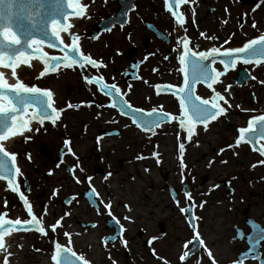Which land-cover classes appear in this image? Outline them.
I'll return each instance as SVG.
<instances>
[{"label":"flooded vegetation","instance_id":"flooded-vegetation-1","mask_svg":"<svg viewBox=\"0 0 264 264\" xmlns=\"http://www.w3.org/2000/svg\"><path fill=\"white\" fill-rule=\"evenodd\" d=\"M95 1L86 3L87 7L94 5ZM221 2L188 0L179 5L176 10L183 15L185 21L183 28L179 29L175 18L165 9L164 0H133V9L125 16L117 12L120 5L128 6L130 0H117L118 9L113 14L107 11L100 15L92 10L86 14L84 10V15L77 18L80 23L76 30H84L77 34V46L83 54L102 61L106 67L93 69L89 66L81 69L76 65L69 68L61 64L56 72H49L44 77L38 76L39 81L45 83L38 87L50 90L53 93L54 107L63 109L60 119L55 125L45 120L43 126L32 121V127L39 131L29 133L30 139L17 136L8 140L11 143L8 147L10 153L16 154L19 175L64 172L59 175V180L65 182V186L60 187L64 193L56 188L53 198L61 196L57 210L67 212L68 215L57 219L61 224L54 233L63 234L71 240L93 233L96 243L84 245L85 249L91 250L97 244L99 251H114L117 258L122 253L127 258L124 260L127 264H261L264 261V156L257 152L196 158L194 163L197 170L184 175L185 179L177 185L173 169L160 173L155 167L158 162H155L156 157L152 153L156 152V145L153 144L155 147L153 146L149 157L140 155V150L135 151L133 145L134 132H141L143 135L148 132L134 123V115L137 120L139 118L135 110L146 113L155 109L157 112L168 113L157 106L170 98L179 100V97L169 91H159L169 85L179 88L184 84L185 76L180 71L182 66L178 60L179 52L183 49L177 44V37H187L193 51H207L216 43H221V50L229 48L225 40L221 42V32H215L216 35L212 36L204 28L209 15L206 7L213 13L218 10ZM169 4L174 6L173 0H169ZM222 14L220 6V15ZM114 27L118 28V33L126 34L124 48H116L119 40L114 39L118 38L113 33ZM107 32L113 34L112 40L104 43L105 39L102 37ZM201 33L205 36L202 37ZM102 41L103 45L100 44ZM67 45L70 44L64 46ZM108 49L113 52L109 53ZM166 56L168 59H165ZM120 63L123 65L118 68ZM216 64L220 63L217 61L212 66L215 67ZM96 76H103V82L110 88L115 85L120 90L121 99L131 105L132 111L126 109L122 113L121 99H113V94L101 92L98 85L87 83L85 77ZM53 80L59 83L54 86L51 84ZM201 87L204 86L195 85L197 94ZM106 114L109 116L107 125L104 121ZM154 129L148 133L153 134ZM65 140L69 141L67 146L64 144ZM127 151L130 157L119 159L118 164L130 165L132 169L137 164V172L134 168L132 171L135 175L132 172L128 175L130 183L121 176V171L114 173L119 176L113 180V173L108 172L112 166V157H124ZM26 154L30 155V159ZM76 156L86 160L71 167L68 163ZM45 161L53 162L54 167H45ZM25 164L28 165L27 168ZM84 167L91 169L92 176L88 177V181L84 179L85 175H80V169ZM68 168H72L73 172L69 173ZM139 168L143 169L141 176H138ZM78 179H82L83 183L70 188L69 184ZM147 179H159L165 186L168 203L164 210L158 207L153 213L147 214L144 209L136 208L138 201H133L143 200L139 195L141 190L133 195L135 198L120 192L128 185L137 188L140 186L145 192L143 186ZM18 182L23 185V194L29 197L27 191L33 184L23 178ZM19 192L18 187V192L15 193L20 197ZM151 197L155 198L156 195ZM27 201L29 207L35 209L28 198ZM21 203L25 212L26 207L22 201ZM47 203V198L39 201L41 207ZM105 204L110 205L112 215L108 214L109 209L104 208ZM52 206L54 205L49 204L43 210L45 216L48 214V220L50 218L52 221L48 225L45 220V229L49 228L50 234L53 233L51 226L57 222L56 217H51L55 211ZM181 209L188 211L182 212ZM136 210L142 219L139 226L132 220L125 219L132 217ZM75 214L79 216L76 217ZM36 217L39 221L36 228L28 227L30 229L17 230V233H37L38 228H44L43 218L40 222L39 217ZM149 218L152 222L150 224ZM28 220L31 222V218ZM135 227L142 236L140 253L131 248L134 241L130 235ZM65 233L69 235L66 237ZM114 235L119 237L115 241L112 240ZM197 235L202 243L193 240ZM101 236L100 242L97 241ZM81 243L85 244L83 241ZM69 248L73 250L72 246ZM185 253H188L187 258L182 260Z\"/></svg>","mask_w":264,"mask_h":264},{"label":"snow or ice","instance_id":"snow-or-ice-1","mask_svg":"<svg viewBox=\"0 0 264 264\" xmlns=\"http://www.w3.org/2000/svg\"><path fill=\"white\" fill-rule=\"evenodd\" d=\"M57 4L61 0H56ZM188 0H173L174 6L169 4V0H164L165 9L169 11L172 16L175 18L176 24L183 28L185 23L183 15L180 14L176 9L181 4L187 3ZM68 7H75L74 15L82 16L84 15V6H74L71 0H67ZM227 11V9H226ZM66 20L67 17L65 16ZM72 27L71 24H65L63 30L68 32L71 38V44L64 46V42L61 40L59 35L60 26L57 24V21L53 19L51 21V35L55 38V42L49 41L47 46L52 49H60L63 52V56H51L49 57L47 53L39 52L37 49L39 58L43 61L44 67L43 70L39 73V77H44L49 72H56L57 68L64 64L65 67H72L76 65L81 69H86L91 66L93 69L103 68L106 65L102 61H97L93 59L90 55H85L80 51V48L77 46V41L79 37L72 34L69 29ZM201 36H205L204 33H201ZM207 39H215V37H206ZM28 48H31L32 44L40 45L43 42L40 40H32L31 42H24ZM225 43H228L225 40ZM21 44V40L16 36V34L10 28H3L0 30V66L2 67H12L13 68V77H16L15 67L17 61H22L27 64L29 57L25 55L23 48H17V45ZM177 44L182 46L183 51L179 52L178 60L180 65L181 72L186 73V68L184 67L191 61L192 73L190 76L185 75L184 84L179 88L169 85L167 88L159 89V91H169L172 95L180 98V109L181 115L179 117H172L165 112H157L155 109L142 112L141 110H135V114L139 115L141 118L144 116L154 117L152 120H145L141 123L139 120L133 117L134 123L137 124V127L143 128L146 131L151 132L153 128L158 127L164 121H171L173 119L178 120L180 129L184 130L187 133L185 140H191L194 135H196L195 124H203L205 130L210 121H214L217 117L223 115L226 112V109L218 103L223 101L224 104H228V100L224 95H221L214 88V85L220 82V77L225 74L229 68H234L238 61L249 62L251 59L257 57V54H260L261 57H264V48H258L257 45L264 44V36L259 39H252L244 43L241 47H229L221 50L220 47H212L207 51H193L189 47L190 41L187 37H177ZM7 56V60L5 57ZM147 59V57H145ZM165 59H168L166 56ZM207 61V63H205ZM219 62L224 67V71H217L212 65L216 62ZM155 71V69H154ZM87 83L96 84L99 86V90L106 94H113V99H121L120 90L116 88L115 85H112L111 88L107 83H104L103 76L96 77H85ZM196 83H203L207 86L208 89L212 90V96L209 99H202L200 96L195 95L194 86ZM264 83V82H262ZM231 85L225 87L224 92L228 93ZM29 106H34L32 108L31 114L28 118H25V112ZM71 107V105H69ZM102 107V106H99ZM230 107V105H229ZM132 111L131 105L127 101L121 99V112L125 110ZM63 109H57L54 107L53 93L50 90L41 89L38 86H26L18 78L15 80V83H8L4 78V74L0 73V141H8L10 137H22L25 140L30 139L28 135L32 131H39L38 128L34 129L32 127V121H36L41 126H43L44 121L48 120L53 125L56 124V121L60 119V114ZM10 121V123H9ZM259 124L260 135H264V116H254L247 122V127H241L238 129L239 137L236 139L235 144L238 146L241 141L247 140V142L252 143L254 138L251 136H246V134L253 129L255 125ZM187 125V126H186ZM64 144L67 146L69 144L68 140L64 141ZM255 146V145H253ZM228 148H231L232 145H228ZM180 149V164L181 168L185 167L183 163V154L185 150V144L181 142L179 144ZM225 149H220V152H223ZM69 151H71L69 149ZM261 156H264V149H259ZM28 155V154H26ZM157 152H153L152 156L156 157ZM30 159V155H28ZM143 158V157H138ZM11 162V168L14 169L15 174H20V169L16 165V154H10L6 150L5 145L0 143V179H4L5 176L8 178V188L13 192H18V189L14 183L16 175H9V163ZM159 163V160L157 161ZM211 163V162H210ZM59 166V165H58ZM78 167V165H77ZM147 171V169H145ZM69 173L73 172L72 168H68ZM49 174H52L51 171ZM107 178V177H105ZM90 179V178H89ZM56 195V190L53 191V196ZM188 195V193H186ZM20 200L24 203L27 214L31 217V222L25 221L21 224L20 221H16L15 225H12L11 222L0 221V250L6 251V247L3 242L4 228L15 226V227H24V228H36L39 221L37 217L33 214L31 208L29 207V202L23 195H20ZM191 200V197H188ZM68 200V198H66ZM178 202V201H177ZM125 207H127L125 205ZM191 207V204H189ZM105 209H109L108 214L112 215L110 211V205L105 204ZM182 212H187L188 209H181ZM65 215H68L66 212ZM113 219H115L113 217ZM125 219H130V217H125ZM61 224L60 220H57L56 224L51 226V230L55 232L56 228ZM94 226V225H93ZM195 227V224H193ZM42 234L45 233L44 228L37 229ZM69 234L65 233L67 237ZM118 236H113L112 240L115 241L118 239ZM193 240L197 243H202L200 237L194 236ZM124 243V241H121ZM151 243V241H149ZM71 253V256L68 255ZM63 256V264H88V261L83 257L77 256L75 252L71 251V248L62 247L60 243L54 242V252L51 256L52 261L55 264H60V256ZM188 253H185L181 257L182 260L187 258ZM4 264H7V257H5ZM261 264H264V261H261Z\"/></svg>","mask_w":264,"mask_h":264},{"label":"rangeland","instance_id":"rangeland-1","mask_svg":"<svg viewBox=\"0 0 264 264\" xmlns=\"http://www.w3.org/2000/svg\"><path fill=\"white\" fill-rule=\"evenodd\" d=\"M90 1L91 0H86V3L90 4ZM116 1L117 0H96L94 2V5H92L93 8L95 7L92 10V12H96L102 15L104 14V12L110 11V13L113 14V12L118 9ZM227 1L228 2L230 1L231 4L233 5V8L230 11V13L225 12V9H224L225 6H224V3L222 2L219 3L218 10L214 11L213 13L209 11V7H206V9L209 12V15H207L208 17L207 22H208V26L211 29L210 31H211L212 36L216 35L214 33L218 32V30L222 27V25L225 27L226 25L225 21L230 22V20H233L234 25L232 26L231 33H229L230 35H228L227 45L229 47L231 46L241 47L243 46L244 43L248 42L249 40H252V38H256L264 34V12H263L264 10H262L264 8V0H255L256 2L260 4L258 3L255 4L254 2L241 3L238 0H227ZM211 5H215V3H211ZM220 6L222 7V13H223L222 15H220ZM96 8L98 9V11L96 10ZM255 12H257L256 17L258 13H260L258 18H253V14ZM239 19H241V21H239ZM217 21H220V26L216 24ZM113 30H114L113 33H115L114 35H117L118 37V38L114 37V39L119 40L118 41L119 44L116 46V48H124V46L126 45V42L124 40H127V38L124 37L126 35L125 32L118 33V28L116 27H114ZM83 31L84 30H81V31L77 30L78 32L77 34L83 33ZM112 35L111 33L109 34V32L103 34L102 39L103 38L105 39L104 43L110 42L112 40L111 39ZM220 37H221V34H219V38ZM102 43L103 41L100 42V44ZM102 49L103 48H101V50ZM108 50H109V53L113 52V50L111 49H108ZM238 63L240 65L238 70L246 69L250 77L244 80V82L238 83L237 76H236L238 70L232 76L228 73H225L222 76V79H220V82L215 84L214 87H215V90H217V92H219L221 95H224L227 100H230L229 95L231 96V98L232 97L234 98V96H232L234 90L236 91L238 89H241L242 90L240 94L241 99H239L238 106L236 107V109L229 110V112H227L228 115L224 114V116L221 115L222 117H218L216 120H214L213 122L214 124L210 129L204 130L203 133H201L198 136V138L196 137L191 141V144L194 143L195 145L200 146L202 150L200 152H195L196 154L192 156V158L194 159H190V157L183 158V163L185 167L182 169L181 164H180V157H179L180 155L179 144L181 142H183L184 144H187L189 142V140L184 139L187 133L186 134L182 133L180 135H175L174 137H171L170 139L166 140L168 141L167 143L170 144L169 153H168V158L170 159V164H169L170 166L166 167L165 162H164L163 153L161 157L156 156L155 162L159 160V163H157L156 164L157 166L155 167L158 168V171H160V173L173 169L175 172L174 182L177 185H180L181 181L184 178V175H188L191 171L197 170L196 163H194V160L196 158L220 156V149H225L227 145L226 143L229 142L231 138H234V140H236L239 137L240 135L238 132L239 128L241 127L246 128L248 120L251 119L252 117L264 115V99L255 101L252 97V94L259 93L258 91L260 89L261 91H264V85H263L264 83H262L264 82V62L256 61V62H253L252 64H242L241 62L238 61ZM122 65L123 64L120 63L118 65V68H120ZM260 67L261 69H263V71L257 70V68H260ZM42 70H43V66L42 67L40 66L31 67L29 70H26V71L22 70L20 74L22 75L23 78H25V80L21 82L24 83L26 86H33V85H36V86L43 85L44 86L45 83L40 82L38 79L39 73ZM228 85H231V87L229 88L228 93H225L224 89ZM198 89L202 97L206 99H209L211 97V92L208 89L202 88V87ZM222 104H223V101H220V105ZM228 104H229V101H228ZM157 108L167 111L169 114L179 113V112L181 113L179 103L176 100H173L172 98L168 99L167 101H163L162 105L157 106ZM168 126L170 130H167V129L160 130V135H164V137H169L170 135L174 134V129L178 128V124L174 120H171L170 122H168ZM133 134H135L134 135L135 141L133 142L135 151L140 150V155L149 157L153 146L156 145V136L154 134H150V136L147 134L141 135V134H138L137 132H134ZM180 139L182 141L178 143ZM206 139L209 140L210 142H207ZM240 144H247V147L245 146V148L242 149L243 154H247L248 152H251V153L259 152L258 149L252 148L251 145L247 141L246 143L241 141ZM175 145L176 147L174 148ZM127 153L128 151L126 152L125 155H123L124 157L122 156L112 157V166H110L111 168L108 170V172L110 171V173L112 172L114 174L115 172L118 173L119 171H121L122 172L120 173L121 176L125 177V179L127 180V183H130L131 180L128 177V175L130 174V172H132L133 175H135L134 171L137 172V164L135 165L133 164L135 168V169L133 168L134 171H132L133 169L132 167H130V165L118 164L119 159L130 157L127 155ZM85 160H86L85 158L76 156V157H73V159L68 164L72 167L80 162H84ZM141 162L146 163L145 160H141ZM44 165L45 167L47 166L50 168L54 167L53 162L45 161ZM65 165H67V163L63 164V166ZM142 170L143 169L139 168L138 176L142 175ZM57 172L62 173L63 171L51 172L52 174H49V172L34 173V174L31 173L29 174L30 177L28 178L26 177V174H24L23 179L33 184L32 187L27 191L29 197L28 196L26 197L25 193L23 194L22 192L23 185L22 183H19V190L21 191L23 196L26 198V200L28 198L30 200V203L34 204L35 206V209L33 212L34 215L39 217L40 222L43 218L44 229L46 228L47 224L49 225V223L52 222L50 221V218L48 220V217H49L48 214L47 216H45L43 213V210L46 209L47 205L49 204L54 205L52 206V208L55 209L54 213L51 215L52 219L54 217H56L55 218L56 220L61 219L65 216V213H66V212H62V210L61 211L57 210L58 208L57 205H60L57 203L60 202L59 200L61 196L57 197V199L53 198V191L56 190L55 186L59 179V177L55 179V177L57 176ZM113 174H112L113 180L115 179V177L119 176V175L115 176V174L114 175ZM80 175L81 177L85 175L86 178L84 179L88 181L89 180L88 177L92 176L91 169L89 167H84L83 169H80ZM116 179L118 180V178ZM19 181H21V179H19ZM82 183H83L82 179H78L76 182L72 184L71 183L70 184L68 183V184L70 188L71 187L75 188L79 184H82ZM150 185L152 186V188H150ZM143 187H144L145 193H147L149 197H151V195H156L157 197H162V198L164 197L165 199H168V197H166V192H165L166 188L163 185L162 181H160L159 179L158 181L154 179L144 180ZM147 188H149V190ZM2 190H0V214L3 213L4 211H9V209H14V207H17L14 214L17 216H21L22 215L21 211H23L22 210L23 205L21 201L19 200V196L12 193V191L8 188L7 183L5 185V188ZM42 192L44 194H40ZM72 193L73 191H71L70 194ZM45 198H47L48 203L46 204V206L41 207L39 205V201ZM143 199L144 201L147 200L146 198H143ZM135 201H138L137 203L142 202L140 199H136ZM167 203H168V200L166 202L161 203L159 208L164 210V208H166L164 206ZM136 212L137 210L134 211V215L130 217V220H132L134 224L139 226V223L142 222V219L140 217V213H136ZM8 219L12 220L10 218ZM15 220H12V221H15ZM18 220L21 221V219H18ZM25 220H22V221H25ZM45 220L47 224L45 223ZM148 222L149 224L152 223L151 219L148 220ZM136 228L137 227L133 229V233L132 235H130L133 237V241H134L133 243H131V246H132L131 248H132V251L140 253L141 251L139 247H140V243L142 242V236L139 235L138 230H136ZM49 230L50 229L47 228L44 234H42L41 232H37V233L35 232L27 233L26 232V233L17 234L19 237L17 239V245H16L17 248L14 250V252H18V251L19 252H26V251L31 252V250H35V251L38 250L37 252L31 253V254L35 257L37 256L36 259L39 256L41 260H43L42 258H44L45 256H48V254H53L54 242H58L61 245L63 244L64 246H67L69 248V244H67V241H65L66 238L63 236V234L60 233L62 238L60 240H57V238L59 237L58 234L53 232L54 234L51 233L53 234L51 235ZM101 238L102 236L99 237L97 241L100 242ZM102 253H104L103 255L104 259L102 260L103 263L107 262L108 264L110 263L111 264H127V262H124V260H126L127 258L124 255H122V253L119 254V258L115 256L116 252L114 251H110V250L102 251L101 250V254ZM134 260L136 261L137 259L134 258Z\"/></svg>","mask_w":264,"mask_h":264},{"label":"bare ground","instance_id":"bare-ground-1","mask_svg":"<svg viewBox=\"0 0 264 264\" xmlns=\"http://www.w3.org/2000/svg\"><path fill=\"white\" fill-rule=\"evenodd\" d=\"M78 2H79V5L86 7V9H85L86 14H88V12H91V10H93L95 8V7L93 8L92 6L87 7L86 0H78ZM222 3H224L225 12L230 13V11L233 8V5L231 4V2L230 1L228 2L227 0H222ZM258 4H260V3H258ZM226 9H227V11H226ZM96 10L98 11L97 8H96ZM262 10H264V8ZM256 13L257 12H255L253 14V18H258V16L260 15V13H258V15L256 17ZM209 19H210V17H209ZM206 21H207V19L205 20V22ZM220 21H217V23H216L219 26H220ZM79 23L80 22L78 20H71L70 24L72 25V27L69 29V31L72 34L77 35L78 32L75 29H76V27H78ZM225 23H226L225 27L222 25V27L218 30V33L221 32V34H222L221 38H220L221 42L224 40H228V35H230L229 33H231L232 26L234 25L233 20H230V22L225 21ZM204 28H206L208 30L209 35H210L211 29L208 26V22H207V24L204 25ZM177 29H179V26H177ZM178 34H179V32H177V36H178ZM60 37H61V40L64 41V43H66V44L71 43V38H70L68 32L67 33L60 32ZM219 44H221V43H216L214 47H221ZM87 45H89V44L87 43ZM43 49L46 52H48L49 54L50 53H56V52H54V50L52 48L43 47ZM43 65H44V63L41 59L40 60L31 59V60H29V62L27 64H23V65L19 66V68L15 69V72H16L15 78L12 75L13 71L10 69L1 70L0 72L4 74V78L8 81V83H15V80L17 78L23 82L25 80V78H23L22 75L20 74V72L22 70L26 71V70H29L31 67H36V66L42 67ZM214 66L217 69V71H221V72L224 71V67L221 66V64H216ZM257 66H259V65H257ZM239 67H240V65L237 62L234 69L227 70L225 73H228L232 76L234 73H236V71L239 69ZM261 67L257 68V70L263 71V69H261ZM220 79H222V76L220 77ZM58 83L59 82L55 81V80L51 81V84H54V86H56ZM209 91L211 92V96H212V90H209ZM241 92H242L241 89H238L236 91L234 90L233 95H232V96H234V98L233 97L231 98V96L229 95V98H230V100H228L229 104L223 103L221 105L222 107H224L226 109V112L224 114L228 115L227 112H229V110L236 109V107L238 106V101H239V99H241V96H240ZM258 92L259 93L252 94V97L255 101L264 99V91H261V89H260ZM198 94L201 96L200 92H198ZM229 105H230V107H229ZM224 114H223V116H224ZM106 115L107 116H106V118H104V121L107 125V122L109 121V116H108V114H106ZM179 115H181L180 112L171 114L172 117H178ZM219 117H222V116H219ZM173 120L175 122H177V124H178V128L174 129L173 135H170L169 137H164V135H160V130H165V129L170 130V128L168 126V122L161 123L160 126L155 127V129L153 131V134L156 136V152L158 153L157 156L161 157L162 153L164 154L165 165L170 164V159L168 158L169 145L170 144H168L167 143L168 141H166V140L170 139L171 137H174L175 135H180L182 133L186 134V132H184V130L180 129L178 120H175V119H173ZM213 122L214 121H212L211 123L208 124L206 130L210 129L213 126V124H214ZM195 130H196V135H194L192 137V139L187 144H185V150H184V154H183L182 159L186 158V157H190V159H194V158H192V156L194 154H196L195 152H200L202 150V148L200 146L195 145L194 143L191 144V141L196 137L198 138V136L201 133H203V131L205 130L204 125L203 124L197 125L195 127ZM148 132H146L145 134H148L150 136L151 133L149 134ZM139 134L143 135L141 132H139ZM181 141L182 140L180 139L178 141V143H180ZM235 141L236 140H234V138H231L229 140V142L226 143L227 145L225 147L224 152H220V156L243 154L242 149L245 148V146L247 147V144H239L237 146L235 144ZM55 142H56V140H55ZM207 142H210V141L207 140ZM109 143H112V142L109 141ZM114 143L117 144V142H114ZM259 143L264 149V141L259 140ZM3 144L5 145L6 150L9 151L8 147L10 146L11 143L9 141H5V142H3ZM229 144L232 145L231 148L227 147ZM175 147H176V145L174 146V148ZM248 153H251V152H248ZM179 157H180V155H179ZM180 159H181V157H180ZM63 161L66 162V160H63ZM38 164L41 165V163H38ZM27 166L28 165L25 164L26 168H27ZM59 175H60V173L57 172V176L55 177V179L58 178ZM26 177L27 178L30 177L29 174H26ZM18 178L19 179L24 178V174L18 175ZM118 181L119 180H117V182ZM6 183L7 182H5L3 179L0 180V190L5 188ZM62 186H65V182L58 179V182L56 183L55 187L57 188V190L59 189L60 191H62V193H64V191L60 188ZM139 187L137 188V187L128 185V187L125 190H121L120 192L131 196L130 198H135L133 195H135L136 193H139V191L141 190L139 195L141 196V198H146L147 200L144 201V199H143L142 202L137 203L136 208L141 209V210L144 209L147 214L153 213L156 209H158V207H160L161 203L167 201V199H165L164 197L162 198V197L156 196L155 198L154 197L151 198L147 195V193L142 191L141 187L139 189ZM2 192H3V190H2ZM135 200H133V201H135ZM16 208L17 207H14V209H9L10 212L4 211L3 213H1L0 219H3L4 217L10 218L12 220H15V219L25 220V219L29 218V216L27 214V209L25 212L21 211V213H22L21 216L15 215L14 212H15ZM31 210L33 212L34 209H31ZM83 215H86V214H83ZM74 216L78 217L79 215L75 214ZM58 236L59 237L57 238V240H60L61 235H59V233H58ZM18 237L19 236L16 234V232H13V231H12V235L5 234L4 245L6 247V251L0 250V264H4L5 257H7V264H53L50 254H48V256H45L44 258H42L43 260H41V258L39 256L36 259L37 256L35 257L32 254L27 253L28 251H26V252H19V251L14 252V250L17 248L16 245H17ZM94 239H95V235L92 233V234L87 235L84 238H80V239H72L71 240V239L66 238L65 241H67V244H69V246L73 247V251L78 256L86 259L88 261V264H108L107 262L103 263L102 260L104 259L103 258L104 253L101 254V251H99L97 244L93 245V248L91 250H87L84 248V245H86V244L91 245V243H96ZM81 241L85 242V244L81 243Z\"/></svg>","mask_w":264,"mask_h":264},{"label":"water","instance_id":"water-1","mask_svg":"<svg viewBox=\"0 0 264 264\" xmlns=\"http://www.w3.org/2000/svg\"><path fill=\"white\" fill-rule=\"evenodd\" d=\"M239 1L251 2L250 0H239ZM71 2L73 3V0H71ZM126 9L127 10L132 9V6L130 5V7ZM75 10H76L75 7H68L67 0H61L59 4H57L56 0H0V30H2L3 28H10L16 34V36L21 40V44L17 45L16 47L23 48L25 55L28 57H31V56L39 57L37 49H39V52L44 53V51L40 47L39 48L33 47L34 43L32 44L31 48H28L24 42L25 41L31 42L32 40H40L43 42L42 45H45V46H47L49 41L55 42V38L51 35V21L55 19L57 21V24L60 26V29H63L64 25L66 23L68 24L67 19L70 18L71 16H75L74 15ZM124 10L125 8H123L122 11ZM65 16L67 17L66 20L64 19ZM71 20H78V19L73 18ZM61 32L67 33L66 31H61ZM256 39H259V38H256ZM257 47L264 48V44L257 45ZM56 50L61 51L58 48ZM51 56L53 55H50L49 57ZM31 59L38 60L37 58H31ZM5 60H7V56L5 57ZM257 60L264 62V57H261L260 54H257L256 58L251 59L247 63L245 62H242V63L249 64ZM18 62L19 61H17V63ZM23 64L25 63L22 62L20 63L19 66ZM19 66L17 68H19ZM184 67L186 68L187 75L190 76L192 73L191 64L189 65L187 64ZM186 73L184 72V76L186 75ZM237 76H238L239 82H243L244 80L250 77L246 69L239 70L237 73ZM31 107H34V106H29L28 108H31ZM27 112H28V109L25 112V114ZM261 116H264V115H261ZM0 119H3V117H0ZM152 119H154V117H150L148 119V117L146 116H144L143 118L139 116L138 118V120L142 122H144L145 120H152ZM260 127L261 126L257 124L253 127V129H251L246 134V136H251L254 138L253 142L250 144L253 148H256L258 150L261 149V147L258 144L259 138L264 140V135H260ZM246 141L247 140H245L244 142ZM8 163H9L8 174L15 175L14 169L11 168V162L9 161ZM17 178H18V175H17ZM4 179H6V181L8 182L7 176H5ZM13 194L18 195V193H15V192ZM0 221H3V219H0ZM4 221L11 222L10 220H7V219H4ZM11 224L15 225V223H12V222ZM18 228L24 229V227H15V226L5 227L4 235L6 233L12 235V231L9 232V230L11 229L15 230ZM4 235H3V238H4ZM3 242H4V239H3ZM68 255L71 256V253H68ZM60 264H63L62 255L60 256Z\"/></svg>","mask_w":264,"mask_h":264}]
</instances>
